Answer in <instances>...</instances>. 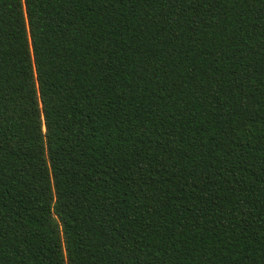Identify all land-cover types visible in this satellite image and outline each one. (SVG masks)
<instances>
[{
	"label": "trees",
	"instance_id": "trees-1",
	"mask_svg": "<svg viewBox=\"0 0 264 264\" xmlns=\"http://www.w3.org/2000/svg\"><path fill=\"white\" fill-rule=\"evenodd\" d=\"M0 264H264V0H0Z\"/></svg>",
	"mask_w": 264,
	"mask_h": 264
}]
</instances>
